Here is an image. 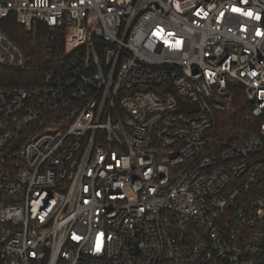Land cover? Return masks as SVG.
Instances as JSON below:
<instances>
[{
    "label": "built area",
    "instance_id": "obj_1",
    "mask_svg": "<svg viewBox=\"0 0 264 264\" xmlns=\"http://www.w3.org/2000/svg\"><path fill=\"white\" fill-rule=\"evenodd\" d=\"M0 264H264V0H0Z\"/></svg>",
    "mask_w": 264,
    "mask_h": 264
},
{
    "label": "trees",
    "instance_id": "obj_2",
    "mask_svg": "<svg viewBox=\"0 0 264 264\" xmlns=\"http://www.w3.org/2000/svg\"><path fill=\"white\" fill-rule=\"evenodd\" d=\"M8 31L17 42L24 46L28 54L30 56L32 55V61H30V64L31 66H34L36 64L35 52L37 49L31 46L28 38L26 37L24 28L13 23L8 26ZM27 71V73H32L34 70ZM230 107L233 109V113L231 114L227 111H216L215 113L216 135L218 138L225 137L228 139L234 135V130L237 128L248 126V124L242 120V118L248 114L249 107L244 89L241 85L236 87L232 101L230 102Z\"/></svg>",
    "mask_w": 264,
    "mask_h": 264
},
{
    "label": "water",
    "instance_id": "obj_3",
    "mask_svg": "<svg viewBox=\"0 0 264 264\" xmlns=\"http://www.w3.org/2000/svg\"><path fill=\"white\" fill-rule=\"evenodd\" d=\"M199 108H200V105L196 101L180 100L178 110L179 111H185V112H194V111H198Z\"/></svg>",
    "mask_w": 264,
    "mask_h": 264
}]
</instances>
